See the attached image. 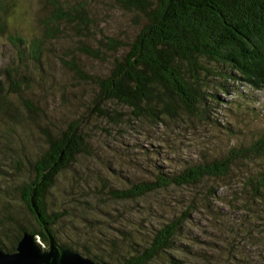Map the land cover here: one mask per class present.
Here are the masks:
<instances>
[{
	"label": "rangeland",
	"instance_id": "obj_1",
	"mask_svg": "<svg viewBox=\"0 0 264 264\" xmlns=\"http://www.w3.org/2000/svg\"><path fill=\"white\" fill-rule=\"evenodd\" d=\"M55 1L66 6L86 3L94 23L91 36H83L89 45L100 35L126 43L136 31L132 15L111 1ZM50 14L45 0H0V245L9 248L18 225L27 223L16 194L5 187L30 175L24 167L41 147L39 130L54 133L79 121L89 154L58 175L46 198L50 210L65 215L61 227L67 233H79L81 242L83 235L97 231L107 239L134 233L135 240L145 241L148 232L192 207L174 257L184 264H264V194L253 199L245 184L250 174L264 170V157L237 161L219 179L205 177L195 186L168 187L135 200L114 201L104 190L126 189L152 181L159 172L176 173L250 146L264 135V88L227 81L226 92L217 94L218 105L203 119L179 111L177 121L153 125L114 103L104 108L120 120L106 119L89 112L93 87L76 79L62 62L73 61L89 75L105 74L108 65L80 55L67 28L46 37ZM12 39L22 43L16 47ZM31 43H39L36 63L25 48ZM24 101L33 112L25 111ZM15 162L23 167L19 172ZM99 179L105 180L104 189ZM75 250L80 254L84 249ZM88 250L103 254L111 249ZM158 264L165 261L159 258Z\"/></svg>",
	"mask_w": 264,
	"mask_h": 264
},
{
	"label": "trees",
	"instance_id": "obj_2",
	"mask_svg": "<svg viewBox=\"0 0 264 264\" xmlns=\"http://www.w3.org/2000/svg\"><path fill=\"white\" fill-rule=\"evenodd\" d=\"M45 1L51 7L46 37L63 34V28H67L77 39L80 55L108 65L105 74L89 75L73 61L62 62L76 79L93 87L89 112L106 119L120 120L119 114L104 108L111 103L124 107L134 119L153 125L177 121L181 118L179 111L203 119L218 105L217 94L226 92L227 81L241 82L254 90L264 88V0H108L132 15L136 31L126 43L113 35H100L92 45L83 40V36H91L94 26L85 2L66 6L55 0ZM11 43L18 47L22 41L12 39ZM25 48L36 63L39 43ZM23 107L28 114L33 112L28 102L24 101ZM39 131L41 147L24 167L30 175L5 187L16 194L27 223L18 225L10 247L0 245V251L12 253L23 233L35 235L40 244L48 246L46 231L57 247L93 264H158L159 258L165 264H184L172 254L181 250L178 240L192 207L148 232L145 241L135 240L134 233L125 239L123 235L107 239L97 231L83 235L81 242L79 233H67L61 227L65 215L50 210L46 198L58 175L72 169L77 157L89 154L87 137L79 121L54 133ZM262 157L264 135L248 147L230 149L219 160L188 166L176 173L159 172L152 181L136 182L126 189H104L105 180L101 179L99 187L111 200H135L168 187L195 186L205 177L219 179L235 162ZM14 166L18 172L23 168L19 162ZM245 184L253 199L261 198L264 170L250 174ZM75 249L84 250L79 254ZM88 249L111 250L101 254Z\"/></svg>",
	"mask_w": 264,
	"mask_h": 264
},
{
	"label": "water",
	"instance_id": "obj_3",
	"mask_svg": "<svg viewBox=\"0 0 264 264\" xmlns=\"http://www.w3.org/2000/svg\"><path fill=\"white\" fill-rule=\"evenodd\" d=\"M49 245L44 249L35 235L23 233L10 254L0 251V264H93L91 261L58 248L49 235Z\"/></svg>",
	"mask_w": 264,
	"mask_h": 264
}]
</instances>
